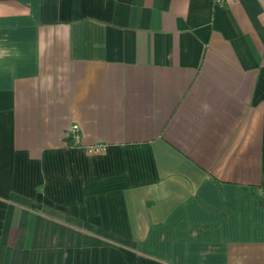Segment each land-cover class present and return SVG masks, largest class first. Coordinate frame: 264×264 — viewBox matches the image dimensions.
Listing matches in <instances>:
<instances>
[{"label":"crops","instance_id":"0c3cea01","mask_svg":"<svg viewBox=\"0 0 264 264\" xmlns=\"http://www.w3.org/2000/svg\"><path fill=\"white\" fill-rule=\"evenodd\" d=\"M262 189L264 0H0V264H264Z\"/></svg>","mask_w":264,"mask_h":264},{"label":"built area","instance_id":"2783aa9c","mask_svg":"<svg viewBox=\"0 0 264 264\" xmlns=\"http://www.w3.org/2000/svg\"><path fill=\"white\" fill-rule=\"evenodd\" d=\"M215 3H219V4H224L227 2V0H213ZM72 129L74 130L75 134L73 136V139L76 143H80V139H81V135H80V131H79V126L78 125H74L72 127ZM86 150L90 153V154H100L103 153L104 151H106L107 149V145L100 143V144H92V145H88L85 146ZM262 194L264 195V189L261 190Z\"/></svg>","mask_w":264,"mask_h":264},{"label":"trees","instance_id":"16d2710c","mask_svg":"<svg viewBox=\"0 0 264 264\" xmlns=\"http://www.w3.org/2000/svg\"><path fill=\"white\" fill-rule=\"evenodd\" d=\"M74 144H75V145H78V143H76L75 141H74ZM79 144H80V143H79Z\"/></svg>","mask_w":264,"mask_h":264}]
</instances>
